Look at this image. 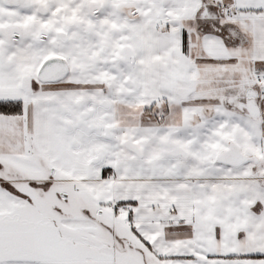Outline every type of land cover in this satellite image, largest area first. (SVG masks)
<instances>
[{
	"label": "snow or ice",
	"instance_id": "6c2138e0",
	"mask_svg": "<svg viewBox=\"0 0 264 264\" xmlns=\"http://www.w3.org/2000/svg\"><path fill=\"white\" fill-rule=\"evenodd\" d=\"M0 264H264V0H0Z\"/></svg>",
	"mask_w": 264,
	"mask_h": 264
}]
</instances>
